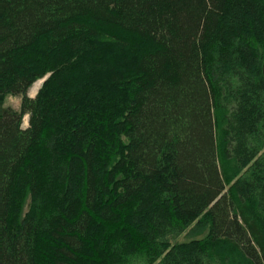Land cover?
<instances>
[{
    "label": "trees",
    "instance_id": "obj_1",
    "mask_svg": "<svg viewBox=\"0 0 264 264\" xmlns=\"http://www.w3.org/2000/svg\"><path fill=\"white\" fill-rule=\"evenodd\" d=\"M0 264H264V0H0Z\"/></svg>",
    "mask_w": 264,
    "mask_h": 264
},
{
    "label": "rangeland",
    "instance_id": "obj_2",
    "mask_svg": "<svg viewBox=\"0 0 264 264\" xmlns=\"http://www.w3.org/2000/svg\"><path fill=\"white\" fill-rule=\"evenodd\" d=\"M43 79H40V80H37L36 82H34L32 84V86L30 87L27 95L30 97V98H33L38 89L40 88L41 84H42V81ZM39 83L38 86H36V84ZM20 104H21V96H15V95H7L5 98H4V101L2 103V107L3 108H9L13 111H19L20 110ZM28 126V116L25 115L23 116L22 118V123H21V128L22 129H25L26 127ZM202 236V235H201ZM188 239L190 238H185L183 236H181L178 241H187Z\"/></svg>",
    "mask_w": 264,
    "mask_h": 264
},
{
    "label": "water",
    "instance_id": "obj_3",
    "mask_svg": "<svg viewBox=\"0 0 264 264\" xmlns=\"http://www.w3.org/2000/svg\"><path fill=\"white\" fill-rule=\"evenodd\" d=\"M46 78H47V76H45L42 81H44Z\"/></svg>",
    "mask_w": 264,
    "mask_h": 264
},
{
    "label": "bare ground",
    "instance_id": "obj_4",
    "mask_svg": "<svg viewBox=\"0 0 264 264\" xmlns=\"http://www.w3.org/2000/svg\"><path fill=\"white\" fill-rule=\"evenodd\" d=\"M38 85H39V83L36 84V86H38Z\"/></svg>",
    "mask_w": 264,
    "mask_h": 264
}]
</instances>
